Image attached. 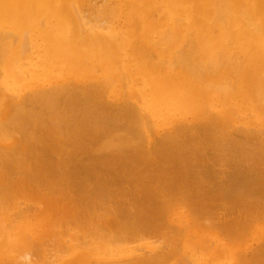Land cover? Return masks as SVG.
I'll return each instance as SVG.
<instances>
[{
  "label": "bare ground",
  "instance_id": "6f19581e",
  "mask_svg": "<svg viewBox=\"0 0 264 264\" xmlns=\"http://www.w3.org/2000/svg\"><path fill=\"white\" fill-rule=\"evenodd\" d=\"M76 3L0 0V264H264V168L208 163L264 141V0Z\"/></svg>",
  "mask_w": 264,
  "mask_h": 264
},
{
  "label": "rangeland",
  "instance_id": "374dc122",
  "mask_svg": "<svg viewBox=\"0 0 264 264\" xmlns=\"http://www.w3.org/2000/svg\"><path fill=\"white\" fill-rule=\"evenodd\" d=\"M79 2V3H78ZM121 4V0H77V3L75 5V10L74 12L76 13V16L77 14L79 16H82L83 18V21L86 22V24H84L90 32H93L94 30H100V29H104V32L105 33H108V30L107 28L110 26V25H114V24H121L123 25L126 21L124 19V17H119V14L117 13L116 15V19L114 21V19H111L110 17L108 18V21L105 19H98V16L100 14V11L101 9H105V8H115L116 10L119 8V5ZM104 5V6H103ZM82 7V8H81ZM101 7V8H100ZM74 13V14H75ZM84 13V14H83ZM99 13V14H98ZM82 14V15H81ZM98 14V15H97ZM95 15V16H94ZM93 16H94V19H93ZM97 18V19H96ZM89 19V21L87 20ZM103 20V21H102ZM105 21V22H104ZM121 21V22H120ZM88 22V23H87ZM97 22V23H96ZM100 22V23H99ZM104 23V24H103ZM119 24V25H120ZM99 25L100 28H99ZM98 26V27H97ZM93 28V29H92ZM99 28V29H98ZM185 43V42H184ZM181 44L180 47L183 46V44ZM221 72H225V71H221ZM229 72V71H227ZM232 72V71H230ZM0 75H3V71H0ZM3 80L0 78V82H2ZM7 84H8V88L12 89L13 86H14V82L13 81H10L8 82L7 81ZM249 113V112H248ZM247 118L251 117L249 114H247ZM252 118V117H251ZM242 125V126H241ZM238 127H244L243 124L239 123V126ZM237 127V128H238ZM165 132V130H161V133ZM168 131V130H167ZM236 140L234 141H231V140H227V141H222L221 143H219L218 145H215L214 147L210 146V155L212 157L209 158L210 161H208L209 164H214V169L215 171H212L210 172V178L213 182H218V180L223 177V174L219 175L218 173L220 171H224L226 174L229 173V172H232L235 171V170H238V171H242L244 170L246 167L249 166L250 169L252 168H256V166L258 167V165L260 164L262 168H264V163H262V159H264V141L262 138L258 137V138H253V139H246V140H243V139H240V137H237L235 138ZM260 140V141H259ZM263 141V142H262ZM238 142V143H237ZM209 143V142H208ZM237 145V146H236ZM245 147L247 150L250 149V153L248 154L247 152H242V148ZM258 147V148H257ZM257 152V154L254 155V153ZM246 153V154H245ZM209 154V153H208ZM253 154V155H252ZM262 157V158H261ZM234 159V160H233ZM258 160V161H257ZM262 160V161H261ZM250 161V162H249ZM218 162V163H217ZM221 162V163H220ZM263 164V165H262ZM220 165V166H218ZM222 166V167H221ZM229 168V169H227ZM227 169V170H226ZM22 201V199H20ZM206 202H209L212 204L211 207H209L210 210L214 211L215 213L218 212L219 215H223V212L229 210V209H232L235 207L236 205V199L235 198H227V197H224V196H218V195H213V197L211 199H208ZM68 203V202H66ZM20 205V204H19ZM215 205V206H213ZM219 209V210H218ZM217 210V211H216ZM223 210V211H222ZM65 213V212H64ZM64 213L62 215H64ZM194 215H192V217H196L198 218V220L203 223L204 222V218L205 216L204 215H201L199 216V214H195V213H192ZM61 215V220L62 221V218L63 216ZM66 215V214H65ZM64 215V216H65ZM67 216V215H66ZM208 216H211V215H207ZM201 217V219H200ZM60 218V217H59ZM65 218V217H64ZM59 220V219H58ZM127 221V220H126ZM166 224V223H165ZM163 224L164 226H162V229H159L158 230H155L154 232L153 231H149V232H143V233H138L137 235L133 232H129L130 228L127 227L125 228L124 230H128V232L131 234L130 236L133 237V238H140L141 239V243L143 244V241L145 242L146 240L149 242L151 240V235L149 234H152L154 236H159L160 233L163 232V234L166 232V234L168 233H174V230L176 229L175 228V225L176 223H167L166 225ZM169 225V227L167 226ZM167 226V227H165ZM172 226L173 227V230H172ZM106 227V226H105ZM205 227V226H204ZM165 228V229H164ZM168 228V229H167ZM164 229V230H163ZM209 229V228H207ZM212 228H210L209 230H211ZM126 230V233H128ZM166 230V231H165ZM173 231V232H168V231ZM213 230V229H212ZM216 232L218 233H221V236L224 237L225 239H227V237L225 236V234L222 232V230L220 229H214ZM157 231V233H155ZM176 231V230H175ZM200 231V230H198ZM160 232V233H159ZM125 233V234H126ZM149 233V234H147ZM149 235V236H148ZM169 235V234H168ZM156 236V237H157ZM148 237L150 238V240H148ZM143 238H146L144 240H142ZM155 238V237H154ZM153 240V239H152ZM166 241V240H165ZM119 242V241H118ZM121 242V241H120ZM124 242V241H122ZM168 242V241H166ZM165 242L166 245H168L167 243ZM132 243V242H131ZM139 243V244H141ZM147 243V242H146ZM118 244V243H116ZM120 244V243H119ZM124 244H127V243H122L118 246H123ZM115 245V244H114ZM132 245V244H131ZM125 246V245H124ZM177 258V257H176ZM179 260H180V257H179ZM179 262L178 260L176 261H173L172 263L174 264H179L177 263ZM171 263V264H172Z\"/></svg>",
  "mask_w": 264,
  "mask_h": 264
}]
</instances>
